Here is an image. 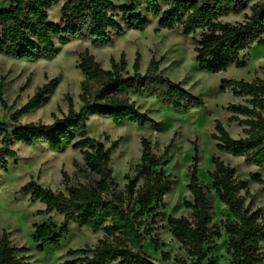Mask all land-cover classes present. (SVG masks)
<instances>
[{
	"label": "trees",
	"instance_id": "obj_1",
	"mask_svg": "<svg viewBox=\"0 0 264 264\" xmlns=\"http://www.w3.org/2000/svg\"><path fill=\"white\" fill-rule=\"evenodd\" d=\"M9 7L0 10V53L8 59L33 61L36 58L51 60L56 54L54 39L82 40L92 47L102 49L112 45V34L125 31L143 32L145 22L136 11L146 6L158 19V30L181 29L182 36H192L195 60L200 71L216 74L230 66L245 69L247 64L240 54L252 46L264 48V0H130V6L118 9L110 0H5ZM60 7L61 26L49 21V10ZM162 4L166 7L162 9ZM253 1L249 14L241 23L230 24L221 20L242 14L246 2ZM121 19V22H119ZM200 31V37L194 35ZM110 69L104 70L94 57L84 50L79 55L78 70L84 75L78 96L82 107L76 111L72 99L66 96L67 112L54 118L51 125L29 123L17 125V120L39 108L54 81L44 84L19 110L11 116L13 131L0 123V171H5L8 162L16 158L14 144L36 147L46 142L52 151L64 147L78 150L82 155L84 174L89 177L86 184L71 185L65 172L61 173L65 193L53 192L31 180L22 187L32 201L45 206L43 213L55 212L62 216L61 233L69 225L103 232L105 237L94 248L68 251V257L80 255L63 264H155L156 260L144 252L147 220L158 218V207L169 192L172 181L160 169L167 159L169 144L163 154L151 152L146 139L141 140L140 163L133 176H124L126 184L121 191L112 178L111 154L118 147V140L105 147L102 142L87 136V121L90 114L110 120L113 124L128 122L137 127H154L156 122L139 112L130 96L145 93L163 106L175 110L201 109L204 103L179 84H175L159 70L160 62L152 59L144 74H139L140 55L136 54L132 74L127 71L125 54L119 60H109ZM29 84L25 83L21 91ZM222 89H230L234 98L244 99L243 104L228 107L231 120L243 127L244 138L233 139L221 122L216 121L212 140L216 149L232 157L242 158L248 166L264 168V73L262 79L253 82L222 79ZM0 84V107L13 110L2 97ZM108 140V138H105ZM194 155L187 189L192 201H185L190 218L168 217L169 232L181 246L189 259L188 264H216L209 257L215 246L212 238L220 239L221 232L211 228V203L209 193L199 184L197 168L198 148L193 143ZM214 170L210 175L211 186L219 202L223 204L233 221L223 222L228 235L226 254L231 264H258L261 260L260 244L264 242V215L244 209L240 197L247 192V182L235 178L234 169L218 158H212ZM258 183L260 178L253 177ZM142 180L140 189L136 184ZM42 214V213H40ZM56 226L43 223L34 226V242L41 251L46 246H57L59 235ZM155 248V240L150 242ZM24 248L12 245L7 232L0 235V264H29L18 252ZM167 260L170 257L164 255ZM177 264H187L182 257L175 256Z\"/></svg>",
	"mask_w": 264,
	"mask_h": 264
},
{
	"label": "rangeland",
	"instance_id": "obj_2",
	"mask_svg": "<svg viewBox=\"0 0 264 264\" xmlns=\"http://www.w3.org/2000/svg\"><path fill=\"white\" fill-rule=\"evenodd\" d=\"M116 9L121 6H130V0H110ZM253 1L246 2V9L242 14L222 19L224 23L237 24L249 14V7ZM162 9L166 7L162 4ZM62 1L49 10V21L61 26L60 7ZM9 4L0 0V10L6 9ZM141 14L145 22L143 32L125 31L122 34H112V45L98 49L89 42L82 40H67L64 43L54 39L56 54L53 59L36 58L33 61H17L6 58L0 53V84L2 82V97L11 112L0 107V123L8 126V132L13 131L11 114L22 108L34 95L36 90L50 81H54L49 88L43 104L20 117L16 124L41 123L51 125L54 118H61L67 112L66 96H69L76 111L82 104L78 96L81 93L80 84L85 79L78 70L79 55L88 52L104 70L110 69L111 58L119 60L124 53L127 61V71L132 74V66L136 54L140 55L139 74L143 75L149 62L154 59L160 62L159 70L163 75L204 103L201 109L175 110L163 106L156 99L145 93L130 96L139 112L146 114L156 122V126L142 128L128 122L113 124L110 120L90 114L87 121V136L102 142L107 148L111 142L118 140V147L111 154L110 169L112 178L119 190L126 184L124 176H133L134 168L140 163L141 140L144 138L150 145L151 152L157 156L163 154L169 144L167 159L160 169L171 177L172 185L158 207V218L147 220V228L152 229L146 235L144 252L160 264H177L175 256L182 257L189 263L185 252L178 241L173 238L167 225L168 217L190 218V210L184 207L185 201H192L187 189L190 177L192 157L195 142L198 148L199 163L197 176L199 184L209 193L211 203V228L221 232V238H212L215 248L209 257L216 264H231V256L226 254L228 235L223 222L233 221L228 209L219 202L211 186L210 175L214 170L212 158H218L225 165L234 169L238 181L247 182V192L242 191L240 197L244 209L250 213L257 210L264 215V184L256 182L253 177L264 181V168L248 166L242 158L232 157L219 152L212 140L215 122L219 121L231 138H244L243 127L231 120V113L227 110L230 105L243 104L244 99L234 98L230 89H222V79L243 80L253 82L262 79L264 73V48L252 46L251 49L240 54V58L247 64L245 69L230 66L226 71L208 74L200 71L195 60L192 36H182L181 29L158 30L157 21L150 10L143 6L136 11ZM121 22V19H119ZM198 31L194 37L199 38ZM28 86L21 91L25 83ZM105 138H108L106 140ZM16 158L8 162L7 169L0 171V235L9 234L12 245L24 248L18 252V257H24L29 264H63L64 262L81 257H68V251L94 248L98 241L104 239L103 232H93L88 228H78L69 225L66 233H61L62 216L55 212L43 213L45 206L39 201H32L22 187L29 181H36L41 187L55 193H65L62 185L61 173L65 172L70 178L71 185L86 184L89 177L84 174L82 155L78 150L64 147L60 151H52L46 142L36 147L23 144H14ZM143 181L139 180L136 189H140ZM42 213V214H40ZM43 223L54 224L55 234L60 241L57 246H46L38 249L34 242V226ZM155 240L157 248L151 245ZM264 264V242L260 244ZM164 255L170 257L167 260ZM204 264H209L205 262Z\"/></svg>",
	"mask_w": 264,
	"mask_h": 264
},
{
	"label": "water",
	"instance_id": "obj_3",
	"mask_svg": "<svg viewBox=\"0 0 264 264\" xmlns=\"http://www.w3.org/2000/svg\"><path fill=\"white\" fill-rule=\"evenodd\" d=\"M155 264H160L159 262H155Z\"/></svg>",
	"mask_w": 264,
	"mask_h": 264
}]
</instances>
